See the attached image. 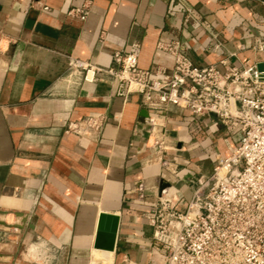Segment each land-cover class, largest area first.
Listing matches in <instances>:
<instances>
[{"label": "crops", "instance_id": "obj_1", "mask_svg": "<svg viewBox=\"0 0 264 264\" xmlns=\"http://www.w3.org/2000/svg\"><path fill=\"white\" fill-rule=\"evenodd\" d=\"M41 3L0 0V264H164L146 217L160 185L189 200L241 130L190 109L162 112L166 154L178 165L171 174L152 161L153 111L140 95H116L111 77L84 80L70 63L109 68L124 50L142 68L170 70L174 56L158 43L177 41L198 66L253 64L263 57L252 44L264 34V0ZM83 5L86 20L67 15ZM97 112L105 115L98 135L65 133L70 121ZM139 180L150 191L145 201ZM103 212L120 216L114 251L94 247Z\"/></svg>", "mask_w": 264, "mask_h": 264}, {"label": "built area", "instance_id": "obj_2", "mask_svg": "<svg viewBox=\"0 0 264 264\" xmlns=\"http://www.w3.org/2000/svg\"><path fill=\"white\" fill-rule=\"evenodd\" d=\"M41 9L50 6L41 3ZM88 14V5L67 11L80 20ZM158 48L174 56L170 70L142 68L137 54L124 50L114 51L113 67L75 60L70 68L80 70L87 81L111 77L116 95H140L142 105L153 111L147 117L152 161L171 174H177L178 165L166 154L162 112L190 109L217 116L229 129L240 128L239 143L217 159L209 175L195 181L189 200L166 186L146 217L164 264H264V69H258V63L264 64V34L252 44L261 60L234 65L221 59L223 69L194 64L177 41H161ZM104 123V113H92L70 121L65 133L93 137ZM135 191L140 201L150 195L144 180L137 181Z\"/></svg>", "mask_w": 264, "mask_h": 264}, {"label": "water", "instance_id": "obj_3", "mask_svg": "<svg viewBox=\"0 0 264 264\" xmlns=\"http://www.w3.org/2000/svg\"><path fill=\"white\" fill-rule=\"evenodd\" d=\"M258 69L263 70L264 64L258 63ZM166 186L165 183H162L160 185V190ZM119 225V215L108 212L101 213L94 247L103 251H114L117 247Z\"/></svg>", "mask_w": 264, "mask_h": 264}, {"label": "rangeland", "instance_id": "obj_4", "mask_svg": "<svg viewBox=\"0 0 264 264\" xmlns=\"http://www.w3.org/2000/svg\"><path fill=\"white\" fill-rule=\"evenodd\" d=\"M97 262H102V261L97 260ZM104 263H106V262H104Z\"/></svg>", "mask_w": 264, "mask_h": 264}]
</instances>
